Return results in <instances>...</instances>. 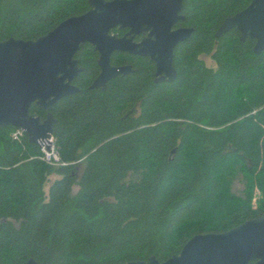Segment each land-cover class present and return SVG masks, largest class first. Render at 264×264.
<instances>
[{
  "label": "trees",
  "instance_id": "obj_1",
  "mask_svg": "<svg viewBox=\"0 0 264 264\" xmlns=\"http://www.w3.org/2000/svg\"><path fill=\"white\" fill-rule=\"evenodd\" d=\"M251 1L183 0L175 27L193 32L173 51L172 82L155 83L149 58L116 52L111 65L133 72L90 89L98 53L83 45L78 92L49 109L58 165L0 128V264L164 262L195 235L264 214V50L236 29L215 37ZM88 2L0 0V42L37 40Z\"/></svg>",
  "mask_w": 264,
  "mask_h": 264
},
{
  "label": "water",
  "instance_id": "obj_2",
  "mask_svg": "<svg viewBox=\"0 0 264 264\" xmlns=\"http://www.w3.org/2000/svg\"><path fill=\"white\" fill-rule=\"evenodd\" d=\"M90 9L62 21L37 40L9 38L0 42V128L20 129L30 144L40 146L52 136L56 122L49 109L78 92L72 84L83 71L74 59L85 44L98 53L99 74L90 89L106 88L111 80L133 72L130 65L113 66L111 56L126 53L149 58L155 65V83L172 82L175 47L193 30L174 28L184 21L183 0H89ZM125 30L122 36L114 29ZM236 29L240 40L255 41L253 52L264 50V0H252L242 11L224 19L215 37ZM142 35L139 42L136 36ZM35 105L46 117L31 116ZM24 264H38L28 259ZM125 264H264V214L224 233L199 234L178 255L164 262L154 257Z\"/></svg>",
  "mask_w": 264,
  "mask_h": 264
},
{
  "label": "built area",
  "instance_id": "obj_3",
  "mask_svg": "<svg viewBox=\"0 0 264 264\" xmlns=\"http://www.w3.org/2000/svg\"><path fill=\"white\" fill-rule=\"evenodd\" d=\"M23 132L20 129H16L12 133V138L18 140ZM41 159L50 166H56L59 164V157L54 146V140L51 136L49 139L41 142L40 146Z\"/></svg>",
  "mask_w": 264,
  "mask_h": 264
},
{
  "label": "rangeland",
  "instance_id": "obj_4",
  "mask_svg": "<svg viewBox=\"0 0 264 264\" xmlns=\"http://www.w3.org/2000/svg\"><path fill=\"white\" fill-rule=\"evenodd\" d=\"M201 58H202V60L204 61L205 65H206L207 67H211V66H213V63L211 62V60L209 59V57H207V56H202ZM81 171H82V168L79 167V170H78V174H79V175H80ZM76 189H77V188H75V190H76ZM242 190H243V184H242V182H241V181L234 182V184H233V186H232V192L235 193V194H237V195H240L241 192H242ZM256 197H257V196H256Z\"/></svg>",
  "mask_w": 264,
  "mask_h": 264
},
{
  "label": "flooded vegetation",
  "instance_id": "obj_5",
  "mask_svg": "<svg viewBox=\"0 0 264 264\" xmlns=\"http://www.w3.org/2000/svg\"><path fill=\"white\" fill-rule=\"evenodd\" d=\"M174 28L176 29L175 26H174ZM178 28H179V27H178ZM125 32H126V31H125ZM123 35H124V34H123ZM142 38H143L142 35L136 36L135 39H134V41H135V42H139ZM154 66H155V65H154ZM155 71H156V70H155ZM154 75H155V74H154ZM75 79H76V78H75ZM75 79H74V80H75ZM156 79H157V78L155 77V80H156ZM74 80H73V81H74ZM73 81H72V84H73ZM162 82H167V81H162ZM160 83H161V82H160ZM73 85H74V84H73Z\"/></svg>",
  "mask_w": 264,
  "mask_h": 264
}]
</instances>
